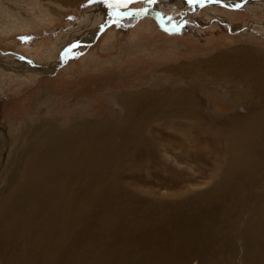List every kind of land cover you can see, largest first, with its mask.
<instances>
[{"label": "rangeland", "instance_id": "374dc122", "mask_svg": "<svg viewBox=\"0 0 264 264\" xmlns=\"http://www.w3.org/2000/svg\"><path fill=\"white\" fill-rule=\"evenodd\" d=\"M173 1L177 6L170 0H134L127 7H109L114 0H0V171L13 154L29 146L32 128L42 121L54 119L63 126L68 117L84 116L99 124L123 116L126 100L120 97L131 96L134 102L139 93L151 95L174 122L168 127L154 121L145 128L146 142L158 149V159L131 164L122 156L116 171L121 182L146 201L153 197L163 205L188 201L187 207L215 208L223 198L213 190L223 191L222 178L228 173L225 180L236 179L233 185H240L245 200L236 204L240 219L223 241L233 234L235 264H253L244 259L241 234L249 225L262 228L264 220L255 218L258 223L253 216L254 207L264 204V177L250 188L238 183L247 160L232 150L224 160L223 140L200 122L218 123L224 130L235 125L241 133L256 130L248 147L264 146V0ZM240 55L244 60H238ZM235 61L254 69L244 71L245 76L242 63ZM47 67L52 71H38ZM230 78L240 79V103L224 95L235 90L225 83ZM247 81V86L240 84ZM160 90L176 93L167 96ZM188 95L199 103L194 120L187 119ZM242 142L230 141L234 146ZM262 158L257 154L248 160ZM215 162L225 163L222 172H213ZM22 172L17 167L9 173ZM0 177L1 189L6 175ZM10 192H0V225ZM206 198L216 203H206ZM97 199L90 207L95 211L102 204ZM9 259L24 264L15 242L0 239V264Z\"/></svg>", "mask_w": 264, "mask_h": 264}, {"label": "bare ground", "instance_id": "6f19581e", "mask_svg": "<svg viewBox=\"0 0 264 264\" xmlns=\"http://www.w3.org/2000/svg\"><path fill=\"white\" fill-rule=\"evenodd\" d=\"M170 3L177 6L173 0ZM244 57L240 55L238 60ZM241 67L243 72L254 69L247 62ZM40 70L48 73L51 68ZM237 80L240 79L225 81L233 84L235 90L223 94L240 103L242 93L237 89ZM240 84L247 86L249 81ZM160 91L167 96L176 93ZM120 98L126 100L124 114L111 121L92 124L84 116L81 120L72 116L63 126L52 119L53 122L42 121L32 128L29 146L13 154L1 167L0 175L6 177L0 192L3 189H11V192L5 200L6 216L0 225V239L15 242L24 264H190L198 258L199 264H235L237 245L234 248L233 234L230 241L223 240L234 232L235 223L240 219L236 204L245 200L241 198L240 185H233L236 179L228 183L229 179L224 178L228 173L223 175V188L219 186L223 191L213 190L215 196L221 195L219 200L223 198L222 202L217 201L215 208L213 198L205 201L213 206L200 209L187 207L188 201L163 205L154 203L153 197L148 198L150 201L140 199L139 194H133L121 182L122 176L116 172L120 160L127 156L131 164H141L158 159V149H152L151 142H146L148 136L144 130L154 121L161 120V124L169 127L174 120L167 110L156 107L158 101H152L151 95L139 93L134 102L131 96ZM187 99V119L194 120L199 103H195L192 96L188 95ZM139 100L143 102L140 104ZM200 123L207 125L214 137L223 140L224 160L230 150L247 160V171L242 173L245 178L237 180L238 183L249 184L250 188L264 177V159L248 160L257 154L264 156L263 145L248 147L249 135L256 130L241 133L235 125H228L224 130L218 123L204 120ZM230 141L246 142L234 146ZM18 143L21 144V140ZM236 162L232 160L233 164ZM223 165L215 162L213 172H222ZM17 167H23L21 174L9 173ZM227 190L231 193L225 194ZM98 192H104L99 200ZM96 199L102 203L98 211L90 208ZM254 209V221L255 218L264 220V204ZM188 217L190 222H187ZM260 225L262 228L246 226L241 234L244 259L253 264H260L264 256V222ZM17 262L8 260V264Z\"/></svg>", "mask_w": 264, "mask_h": 264}, {"label": "snow or ice", "instance_id": "6c2138e0", "mask_svg": "<svg viewBox=\"0 0 264 264\" xmlns=\"http://www.w3.org/2000/svg\"><path fill=\"white\" fill-rule=\"evenodd\" d=\"M134 2V0H114V3H110L109 4V7H127L129 3H132ZM191 2V0H190ZM142 11H147L146 9L145 10H142Z\"/></svg>", "mask_w": 264, "mask_h": 264}]
</instances>
